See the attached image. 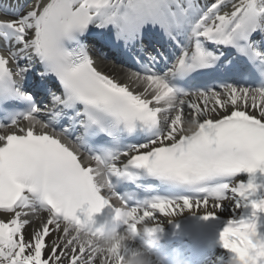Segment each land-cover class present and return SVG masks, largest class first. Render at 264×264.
I'll return each instance as SVG.
<instances>
[{"label":"snow or ice","instance_id":"6c2138e0","mask_svg":"<svg viewBox=\"0 0 264 264\" xmlns=\"http://www.w3.org/2000/svg\"><path fill=\"white\" fill-rule=\"evenodd\" d=\"M94 30L136 61L139 70L126 76L143 91L97 69L85 43ZM257 32L264 35V0H32L23 15L0 20V110L10 121L0 123V264H111L84 239L101 208L131 209L128 216L146 221L157 210L195 207L207 220L216 216L210 203L220 210L234 203L239 217L227 223H252L264 238ZM157 34L178 49L170 62L145 45ZM162 60L167 67L158 72ZM34 72L50 97L43 108L26 88ZM252 76L257 86L241 84ZM49 78L55 90L45 87ZM14 104L25 110L8 109ZM61 120L67 126L57 130ZM97 138L104 143L93 147ZM141 171L173 194L129 207L132 197L117 194L111 178L134 182Z\"/></svg>","mask_w":264,"mask_h":264},{"label":"clouds","instance_id":"9594fccd","mask_svg":"<svg viewBox=\"0 0 264 264\" xmlns=\"http://www.w3.org/2000/svg\"><path fill=\"white\" fill-rule=\"evenodd\" d=\"M131 209L105 211L96 210L89 220L95 221L93 234L84 233L95 245V250L111 259V264H164L166 256L158 254L156 248L160 242L159 223L149 225L143 217L128 216ZM264 210V205H262ZM103 213L99 222L94 219ZM168 216L174 217L178 215ZM230 229V231H225ZM219 243L224 248V240L229 242L226 251L230 254L226 264H264V238H258L254 224L242 222L238 225L226 223L219 232ZM102 264H109L104 260Z\"/></svg>","mask_w":264,"mask_h":264},{"label":"bare ground","instance_id":"6f19581e","mask_svg":"<svg viewBox=\"0 0 264 264\" xmlns=\"http://www.w3.org/2000/svg\"><path fill=\"white\" fill-rule=\"evenodd\" d=\"M229 107H231L230 105H229ZM213 115H215V114H213ZM239 209H234V213L236 212V211H238ZM225 214H229V212L226 210L225 211Z\"/></svg>","mask_w":264,"mask_h":264}]
</instances>
